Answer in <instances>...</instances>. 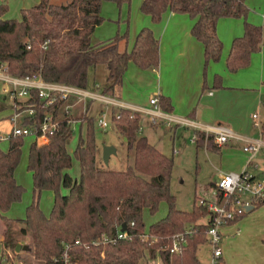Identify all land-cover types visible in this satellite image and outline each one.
<instances>
[{
    "label": "trees",
    "instance_id": "trees-1",
    "mask_svg": "<svg viewBox=\"0 0 264 264\" xmlns=\"http://www.w3.org/2000/svg\"><path fill=\"white\" fill-rule=\"evenodd\" d=\"M103 0H69L56 4L40 0L36 5L21 9V17L4 18L9 6L0 3V66L17 78L40 77L47 83H58L81 89L89 87L90 72L99 66L107 69L103 93L112 91L133 61L142 69H152L160 63L159 40L150 27H143L133 48L121 50L119 43L128 40V32L117 33L111 39L92 44L91 38L104 17ZM154 23L167 11L188 14L194 19L193 36L204 45L205 70L210 62H218L223 42L217 33L221 18L244 19V34L233 40L227 59L229 71L236 72L250 64L251 56L261 51L263 27L248 20L250 9L246 0H143L140 7ZM220 77L216 85L220 86ZM161 108L172 112L169 98L160 96ZM65 100L45 105L36 88L23 109H33L25 115L23 124L39 126L47 114L60 117ZM118 132L134 151V161L125 170H111L97 165L95 119L84 116L85 133L71 154L69 140L74 134L73 117L65 112L59 118L57 130L47 144L32 142L28 153V170L33 177V200L22 219L11 218L7 212L20 201L25 190L15 176L21 161L24 138L8 137L9 148L0 147V220L4 224L2 251L12 252L27 263L16 251L17 245L28 246L24 251L38 264H140L144 258H160L163 264H204L198 256L199 246L206 242L211 215L208 202L197 204L191 211L177 207L170 190L174 160L161 152L146 136L141 135V116L121 108L113 116ZM197 146L219 150L214 135L197 131ZM74 157L79 161L80 176L72 177L68 170ZM54 192L51 213L47 216L40 205L41 193ZM67 192H64V191ZM221 196V194H219ZM162 201L168 204L165 217L148 229L143 213L155 214ZM264 200L256 205L263 204ZM244 215V214H243ZM243 215L228 224L235 223ZM20 224V225H19ZM125 226V230L122 228ZM124 232L127 238L120 239ZM103 236L113 241L96 243ZM20 237H29L23 242ZM80 240V244L76 242ZM174 244L178 249L173 250ZM218 264H224L222 258Z\"/></svg>",
    "mask_w": 264,
    "mask_h": 264
},
{
    "label": "crops",
    "instance_id": "crops-1",
    "mask_svg": "<svg viewBox=\"0 0 264 264\" xmlns=\"http://www.w3.org/2000/svg\"><path fill=\"white\" fill-rule=\"evenodd\" d=\"M4 1L9 4V0ZM23 1L21 9L31 7L40 2V0ZM247 1L249 0H246V3ZM142 14V18L136 24L137 27L134 33L128 37L127 41H121L119 48L130 51L133 48L139 31L143 27H150L154 36L159 40V66L152 69H142L133 61L129 62L127 71L123 77L115 88L107 93L100 91L103 88H101V85L103 83L106 84L108 75L107 71L101 68V84L95 81L92 83V86L89 85L87 89H82L90 93L101 94V99L82 98L78 95H71L61 107L59 118H62L65 112L74 116L73 111L78 109L80 104L83 103L86 109L83 114H88L91 106L97 101L101 102L103 106L99 112L101 117L105 115V109H112V113L116 114L115 108H126L139 113L141 121L144 116H149L150 123L153 126H157L161 122L160 120H168L175 125L192 128L194 131L193 137L197 136V131L205 132L207 136L212 134L215 136V143L218 131L222 128H227L234 136L229 138L218 150L223 166L227 167L226 169L231 172L239 173L247 170L258 179L264 178V165L261 166L259 162H264V147L251 161H249L251 154L244 149L250 143L261 141L264 144V128L262 131L256 126L257 121H260L264 126V37L261 51L251 56L250 64L236 72H231L227 67V59L233 40L244 34V19L233 17L221 18L217 24V33L223 42L222 56L218 62H210L205 72L204 45L192 34L194 19L188 14L167 11L163 14L160 22L154 23L149 15L143 12ZM262 18L264 20V13L262 14ZM250 22L253 23L254 21L252 22L251 20ZM97 28L98 26L91 38L92 44L96 45L105 42L115 35L112 29L102 30L101 35H98ZM97 70L98 68L94 70V73ZM5 75L7 74L0 71L1 81L5 82L1 78ZM217 76L220 77V86L216 85L215 80ZM4 88H8V83L5 82L1 90L3 92L2 97L9 99L11 102L8 105L10 111L6 112L7 115H4L11 122V130L8 131L9 135L13 128L12 117L17 109L10 95L4 91ZM154 96L169 98L173 105L172 112L163 111L160 101L158 107L152 105L150 100ZM5 110L3 104H1L0 111L5 112ZM155 112H157L158 116H155ZM255 115L258 116L257 119L254 118ZM23 117L24 115L21 113L17 118V122L22 123ZM73 123H80L81 127L83 126L80 119L73 118ZM140 133L146 136L142 124ZM193 137L191 142L197 145V137L195 142L193 141ZM202 147L211 149L207 146V138ZM157 148L159 149V147ZM69 152L71 153L72 151L69 150ZM228 159H233V162L226 165L225 161ZM15 176L17 178L16 172ZM211 184L216 188L217 182H211ZM14 205L7 212V215L15 219L24 218H18L11 214ZM255 208L254 206L253 209ZM147 210L145 209L144 213ZM46 215L48 216V214ZM243 217L244 215L235 223L227 224L223 228V232L227 233L223 235L225 247H227L230 241H234L237 246L235 255L238 256V261L235 263L233 261L231 264H264V256L260 257L261 260L259 261H254L253 257L247 260L242 257V237L245 227L243 224L244 222L246 223V219L242 220ZM0 222L3 225L2 230L4 232V224L1 220ZM3 238L2 234L0 242ZM144 259L146 264H149L150 260L160 258L151 259L147 257ZM222 261L224 264H227L223 260V257ZM228 261L230 262V259Z\"/></svg>",
    "mask_w": 264,
    "mask_h": 264
},
{
    "label": "rangeland",
    "instance_id": "rangeland-1",
    "mask_svg": "<svg viewBox=\"0 0 264 264\" xmlns=\"http://www.w3.org/2000/svg\"><path fill=\"white\" fill-rule=\"evenodd\" d=\"M4 0H0L2 3ZM69 0H52L53 3L61 4L67 3ZM23 0H9V10L4 15L7 18H20L21 8L23 7ZM141 0H103L101 7V15L104 17V21L98 26V35H101L102 30H111L113 34L128 32V37L134 33L137 27V22L142 18V11L140 9ZM247 5L250 9L249 20L256 25H262L264 34V20L262 14L264 13V0H249ZM250 20V21H251ZM107 32V31H105ZM97 35V36H98ZM114 35V36H115ZM101 37V36H100ZM134 37V35H133ZM101 68L105 66H99L97 72L94 70L90 72L89 85L97 81L101 84ZM205 70V66H204ZM207 70V69H206ZM0 71L9 75L3 66H0ZM206 72V71H205ZM10 76V75H9ZM5 82L0 80V105L3 104L5 112L0 111V134L4 136L0 139V147L2 149H8V131L11 130V122L9 118L5 117L6 112L10 111V100L2 97V86ZM105 83L101 85V88ZM103 107L101 102H95L89 109L88 114L85 113L84 103L80 104L78 109H75L74 119H80V123H72L74 128V134L69 140L68 149L73 154L81 134L85 133L86 121L84 116L92 115L95 119L96 141H97V165L101 168L118 170H125L129 165L133 164L134 151L128 148L125 141V137L122 136L117 130V123L113 119V115L118 117L120 109L115 108L116 114L112 113V109H105L104 114L107 117L108 126L102 128L98 121L100 118V108ZM24 115V114H23ZM2 116H4L2 118ZM80 116V117H78ZM161 122L157 126H153L150 123L149 116L142 118L141 124L144 130V134L148 137V140L159 147V149L174 160V167L172 171V178L170 184V190L176 197L177 207L184 211H191L194 207L195 199L197 204L201 201H214L215 200V188L211 182H218L219 176L223 173H230L231 171L226 169L220 161V152L218 150H209L204 147H199L191 142L194 131L192 128H186L183 126L175 125L168 120H160ZM34 142L33 137L24 138L23 152L21 161L16 169L17 181L25 188L20 201L14 203V207L11 210V214L15 217L21 218L26 215V208L33 200V177L28 170V153L30 144ZM105 145H112L117 149V153L111 155L109 163L106 164L103 158V147ZM233 162V159L225 161L226 165ZM261 166L264 162L259 161ZM69 174L74 178L80 176L79 161L74 157L72 160V166L68 170ZM64 192H67L66 190ZM54 201V192L45 190L41 193L40 205L45 214H50ZM12 205V206H13ZM256 208L250 212H246L242 220L244 222V233L242 237L243 247L241 248L242 257L250 259L253 257L254 261L261 260L260 257L264 256V204L255 206ZM168 212V204L166 201H162L159 205V209L155 214H151L148 210L143 213L144 222L146 228L162 219ZM20 225V224H19ZM242 225V227H243ZM224 228V227H223ZM221 229L222 236L227 234ZM3 225L0 222V236L3 234ZM23 242H29V237H20ZM3 241V240H2ZM226 248V249H225ZM221 249H223V260L227 264L238 261V256L235 255L237 246L234 241H230L227 247H225L224 239L221 243ZM0 251H2V245L0 242ZM9 252V251H8ZM12 253V252H11ZM13 254V253H12ZM13 260L18 264H38L32 255L22 251L21 255L28 262H23L19 256L12 255ZM198 256L204 264H211L212 261V247L206 241L202 243L198 248ZM230 259V262L228 261ZM140 264H146L145 259H142ZM149 264H163L160 259L150 260Z\"/></svg>",
    "mask_w": 264,
    "mask_h": 264
},
{
    "label": "built area",
    "instance_id": "built-area-1",
    "mask_svg": "<svg viewBox=\"0 0 264 264\" xmlns=\"http://www.w3.org/2000/svg\"><path fill=\"white\" fill-rule=\"evenodd\" d=\"M3 80L8 83V88H4L10 98L15 103L16 112L12 117L13 128L10 134L19 137H33L34 141L38 144H47L50 141V136L57 130L59 118L53 117L51 114H47L43 122L39 126L25 125L17 122V118L24 114L32 116L34 114L33 109H23L24 103L30 98V89L36 88L38 94L42 100H45V105L53 103L57 97L63 100L68 99L71 95H78L82 98H96L101 99V94H94L77 88L74 86H69L65 84L58 83H47L44 82L40 77H26L17 78L12 76H2ZM150 103L159 106V98L154 96L151 98ZM158 116L157 112L154 113ZM255 119L258 118L257 115L254 116ZM24 119V117H23ZM101 127L107 126V121L105 115L101 117L98 121ZM256 126L262 131L264 126L260 121L256 122ZM8 135V137L10 136ZM233 133L227 129L222 128L218 131V136L216 137V143L221 146L225 144L229 138L233 137ZM4 136H0L3 139ZM193 141H196V136L193 137ZM264 144L261 141L256 143H250L245 146V150L251 154L249 161L261 151ZM215 200L207 201L211 215L208 218L210 226L206 232V241L212 247V261L211 264H218V261L222 258L221 243L224 239L222 236L221 229L228 224V221L234 220L237 216H241L247 212L248 206H256L257 203L264 200V178H256L252 173L247 170L242 172H230L221 175L219 181L215 186ZM221 194V196H219ZM203 202V201H201ZM118 238H127V234L120 232ZM113 241V239L108 236H103V238L96 242L108 243ZM80 240L76 244H80ZM178 247L174 244L173 250H177ZM13 254L8 252L6 254L0 253V264H17L13 260ZM19 264V263H18ZM65 264H69V260L65 254Z\"/></svg>",
    "mask_w": 264,
    "mask_h": 264
},
{
    "label": "water",
    "instance_id": "water-1",
    "mask_svg": "<svg viewBox=\"0 0 264 264\" xmlns=\"http://www.w3.org/2000/svg\"><path fill=\"white\" fill-rule=\"evenodd\" d=\"M116 153H117V149L112 145H105L103 147V158H104V161L106 162V164L109 163L110 156L113 154H116ZM253 208H254L253 206H248L247 212L251 211ZM122 230L123 231L125 230V226L122 228ZM27 250H28V246H22L21 244L17 245V247H16L17 252L27 251Z\"/></svg>",
    "mask_w": 264,
    "mask_h": 264
}]
</instances>
